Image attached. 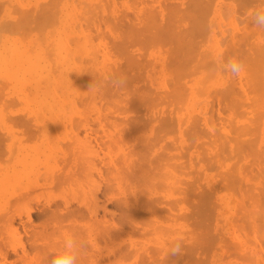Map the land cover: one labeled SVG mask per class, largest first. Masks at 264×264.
Returning <instances> with one entry per match:
<instances>
[{
    "label": "rangeland",
    "instance_id": "1",
    "mask_svg": "<svg viewBox=\"0 0 264 264\" xmlns=\"http://www.w3.org/2000/svg\"><path fill=\"white\" fill-rule=\"evenodd\" d=\"M137 1L139 0H0V135L2 134L0 138H6V135L8 138L5 141L0 139V214L3 213L5 218L8 217V212L12 213L14 210L18 212L38 204L42 208L48 207L50 201L53 204L63 202L62 205L70 202L71 206H80L79 209L82 207L81 210L86 208L87 211V208H92L97 196L98 204H105L109 210L107 219L111 216L108 220L111 221L108 234L101 228L103 225L99 228L100 223H103L101 208L98 209V216L102 218L98 217L101 220L99 222H96L97 218L92 216L89 210L87 214L84 209L81 216L78 214L75 216L81 218L79 221L77 217L76 222H73L74 220L70 222L77 225L75 230L86 228L83 231L87 235L90 234L89 236L83 235V231L79 233L80 230L73 229V232L71 227L67 228L71 225L68 224L69 221L68 223L64 221L66 225L68 224L67 230L74 235L78 233L79 237H76L87 241L86 245L88 241L90 244V239L91 242L95 240V244L91 243V245L93 244L92 248H97V252L94 249L95 252L91 253L98 258L95 260L93 254L88 253L90 246H87L86 248L89 249L87 251L85 249L86 253L80 255L78 261L80 258L82 261L77 264H89L91 260H94L93 263L96 261L94 264H102L100 260L105 257L112 261L108 264H264V29L257 27L252 19L253 12L259 5H264V0L261 2L260 0L244 2L213 0V3L212 0H209L210 2L204 0L203 2L209 5L212 3L211 7L209 6L210 12L206 10L203 12L208 13L205 15L207 18L197 11L196 0H188L190 3L185 0H162V6L159 2L161 0H144L145 2L140 0V3ZM240 1L244 4L239 3ZM185 2L193 3L191 5H195L196 9L189 5L188 7H191L189 12ZM146 3L151 5L153 3L152 7L147 4L153 10ZM143 5L147 6L148 10L147 8L145 10ZM171 6L173 9L175 6L179 7L174 9L179 13H176ZM60 8L61 10H58ZM20 9H26L25 11L30 12L26 13L27 16L31 14L30 17H33L32 20L27 17L31 21L27 23L28 25H26L28 21L24 23L25 19L18 18V14H21ZM169 10L170 15L177 16L180 24L174 22L175 17L169 16ZM149 11L150 13L154 11L155 17L152 18L153 14L149 15ZM182 11L183 13L186 11L183 17L180 15L183 14ZM121 12H125L126 15L122 16ZM118 13L121 14L118 15L119 17ZM25 15L21 17L26 18ZM16 17L19 19L17 22H20L18 29L15 28L18 31L9 32L14 28L8 30L4 24L11 27L10 24L13 20H17ZM38 18L41 19L36 22L35 19ZM150 18L158 19L159 24L156 21L155 24L164 26V29L176 24L173 27L175 32L171 30L172 28L167 29L172 33L154 32L156 25L154 27V21L151 20L153 23L149 21ZM8 19L12 21L9 22ZM131 20L134 21L132 23H135V28L142 25L143 32L140 35L144 41L142 39V42L136 44L134 41H129L130 38L132 40L134 38H128L127 35L132 33L130 30L135 29H131L133 27ZM149 22L154 28L148 26ZM21 23L24 24L23 31ZM177 24L180 25L178 28H181V32L178 30L176 32ZM192 26H199L198 28L203 32L196 27L194 28L197 32L194 31ZM149 27L152 29L150 30ZM183 30L186 31L182 32ZM191 30L193 32H190ZM168 33L170 37L171 35L175 37L170 38ZM125 36L129 42L126 41ZM152 37L158 39L153 40ZM189 52H193L194 56ZM234 55L246 68L238 78L224 71L221 66L222 61L226 62ZM172 59L174 62L171 61ZM113 67L123 71L118 72ZM133 73L136 74L135 79L131 76ZM123 74H126V78L132 77V82L127 79V86L123 89L112 87L109 83L110 77ZM105 79H108L107 83ZM92 84L97 86L96 90L89 89ZM105 84H108V88ZM171 84H174V88ZM136 87L137 89L134 90ZM201 87L204 88L202 92ZM172 88L178 89L176 90L178 92L176 93ZM176 94L184 97L176 98ZM117 107L125 110L118 111ZM27 116L29 120H24ZM123 132L125 133L122 134ZM149 138L152 140H148ZM136 140L141 141L137 143ZM81 141L83 143L86 141L85 146ZM91 145L93 146L90 147ZM127 150L129 152H126ZM133 150L140 152L138 154ZM77 151L82 158L85 155L84 158H89L85 161L84 158L83 160L81 157L78 158ZM91 155L95 158L90 157ZM161 155L162 159H160ZM98 161H103L102 165ZM125 161L131 162L129 163L131 167ZM79 162L81 164L83 162L84 165H80ZM109 164L111 168L107 167ZM143 164L150 169L154 165L152 172L148 167H145L146 171H142ZM157 164L158 167L159 164L161 165L160 170ZM86 165L90 169L88 173L90 175H87ZM82 166L85 167L82 169ZM94 166L97 168L93 169ZM134 167L135 169H132ZM138 167L142 168V173L150 172V176L145 174L142 179L144 175L142 173L141 177L138 175L137 171L141 172ZM104 169L109 173L105 171L106 176L103 174ZM118 169L121 172L116 171ZM132 170H136L137 174ZM155 170L163 172L159 173L160 179L152 175L155 172L157 174ZM66 174H69L73 180ZM153 176H156L154 180L151 179ZM52 178L55 186H52ZM94 182L97 187L94 186ZM148 182L149 185L154 184L149 187ZM90 187L93 189H89ZM103 187L107 190H104L105 193ZM141 196L143 198H137ZM13 197H17L15 201L11 199ZM88 198L91 200L88 201ZM137 201H140V205ZM145 201L150 204L148 205L147 202V205L144 204ZM89 203L90 205L87 206L86 204ZM132 212L135 214L133 215ZM86 214L87 217L83 220L82 217ZM89 215L96 221L92 219L93 221L88 222ZM132 215L138 218L135 217L134 221ZM37 217L38 211L34 209L32 220H38ZM4 218L2 217V221L5 225L7 221L5 222ZM22 218L16 217L13 225L18 229L15 232L13 229H7L8 224L4 228L0 223L3 225L0 226L3 227L0 231V246L9 254L14 250L21 252L27 244L26 241L30 239V234L25 235L23 232L24 227L21 222L26 219ZM33 221H30L31 225L28 223V226L35 227L37 224ZM62 223L61 226L65 228V224ZM79 225L81 226L78 227ZM61 226L58 229L59 236L55 234L49 237L50 233H47L48 243L43 237L37 238V242L40 245L42 243L50 245V240L55 236V238L60 237L56 239L61 244L69 234L66 228L62 230ZM88 227L89 229L92 227L91 230ZM61 230L64 234H61L63 233ZM54 232L56 233V230ZM95 232L99 233L100 237H96ZM53 233L51 231V234ZM177 234L183 236V255L169 256L168 242ZM27 245L26 249L29 247ZM99 254L103 257L100 258ZM83 260L84 263H81Z\"/></svg>",
    "mask_w": 264,
    "mask_h": 264
},
{
    "label": "bare ground",
    "instance_id": "2",
    "mask_svg": "<svg viewBox=\"0 0 264 264\" xmlns=\"http://www.w3.org/2000/svg\"><path fill=\"white\" fill-rule=\"evenodd\" d=\"M139 1H140V0H139ZM139 1H137V2H139ZM142 1H144V0H142ZM151 1H152V0H151ZM185 1H188V0H185ZM189 1H190V0H189ZM189 1H188V3H190ZM191 1H192V0H191ZM203 1H204V0H202L201 2H200L199 0H196V2H195V5L198 6V7H196V8H197V11H198L199 13H201V15L204 14L203 12H204L205 10L209 13L210 10H211V8H210V7H211V4L213 3V0H212V3H211L210 5L207 4V2L205 3V2H203ZM208 1H209V0H208ZM233 1H234V0H233ZM242 1L244 2L245 0H242ZM246 1H247V0H246ZM249 1H252V0H249ZM249 1H248V3H250ZM140 2H141V1H140ZM140 2H139V3H140ZM144 2H145V1H144ZM159 2H160V4H161L162 0L159 1ZM176 2H177V1H176ZM193 2H194V1H193ZM209 2H210V1H209ZM236 2H237V1H236ZM243 2L240 1L239 3H243ZM260 2H261V0H260ZM56 3H57V2H56ZM142 3H143V2H142ZM188 3L185 2V4H187V7H188L189 5H191V4H193V3H191V4H188ZM262 3H263V2H262ZM147 4H150V3H146V5H147ZM158 4H159V3H158ZM162 4H163V2H162ZM162 4H161V6H162ZM206 4H207V5H206ZM237 4H238V3H237ZM243 4H244V3H243ZM246 4H247V3H246ZM255 4H257V3H255ZM259 4H261V3H259ZM16 5H17V4H16ZM134 5H135V4H134ZM137 5H138V7H139V4H137ZM150 5H151V4H150ZM150 5H147V6L150 7ZM152 5H153V3H152ZM152 5H151V7H152ZM164 5H165V4H164ZM176 5H177V4H176ZM178 5H179V4H178ZM195 5H191V6H194V8H195ZM238 5H239V4H238ZM248 5H249V4H248ZM0 6H1V5H0ZM44 6H45V5H44ZM143 6H144V8H145V10H146L147 6H146V7H145V5H143ZM153 6H154V5H153ZM209 6H210V7H209ZM259 6H260V5H259ZM151 7H150V9L153 10ZM168 7H169V6H168ZM171 7H172V6H171ZM184 7H185V6H184ZM184 7H182V8H184ZM187 7H186V8H187ZM205 7H206V9H205ZM208 7H209V9H207ZM57 8H58V7H57ZM165 8H166V7H165ZM169 8H170V7H169ZM169 8H166V9H169ZM176 8L179 9V7H176V6H175L174 9H176ZM180 8H181V7H180ZM194 8H193V9H194ZM196 8H195V9H196ZM10 9H11V8H10ZM150 9H149V10H150ZM162 9H163V8H162ZM172 9H173V7H172ZM172 9H171V10H172ZM174 9H173V10H174ZM184 9H185V8H184ZM187 9L189 10V9H191V7H190V8L188 7ZM187 9H186V10H187ZM25 10H26V9H24V10L20 9L21 14H20L19 12H17V13H19V14H18V18H19V19H20V18L25 19L24 23H25L26 21H28V22H26V25H28L29 23H31L30 20H32L33 17H32V18L30 17L31 14L27 16V14H29L30 12L28 13V12L25 11ZM55 10H56V9H55ZM58 10H61V8L58 9ZM91 10H92V9H91ZM120 10H121V8H120ZM143 10H144V9H143ZM145 10H144V11H145ZM147 10H148V8H147ZM216 10H217V9H216ZM18 11H19V10H18ZM23 11H24V13H23ZM121 11H123V10H121ZM156 11H157V10H156ZM166 11H167V10H166ZM169 11H170V10H169ZM174 11H175V10H174ZM193 11H195V10H193ZM253 11H254V10H253ZM84 12H85V11H84ZM175 12H176V13H179V11L177 12V10H176ZM185 12H186V11H185ZM185 12H184V13H185ZM189 12H190V10H189ZM207 12H205V14L203 15L204 17H206L205 15H208ZM241 12H242V11H241ZM26 13H27V14H26ZM35 13H36V12H35ZM47 13H49V11H48ZM121 13H122V12H121ZM142 13H143V12H142ZM156 13H157V12H156ZM166 13H167V12H166ZM170 13H171V11L168 13L169 16L172 15V14L170 15ZM172 13H173V12H172ZM182 13H183V11H182ZM184 13H183V14H180V15L183 17ZM191 13H193V12H191ZM202 13H203V14H202ZM206 13H207V14H206ZM23 14H24V15L26 14V15H25L26 18H24V16L21 17ZM113 14H115V12H114ZM124 14L126 15V13L124 12V13H122V16H125ZM136 14H137V13H136ZM143 14L145 15V13H143ZM148 14H149V15H152V14H153V16H151L152 18L155 17V15H154L155 12H154V11H151V13H150V11H149ZM148 14L146 13L147 16H148ZM193 14H194V13H193ZM241 14H242V13H241ZM19 15H20V16H19ZM35 15H36V14H35ZM42 15H43V14H42ZM48 15H49V14H48ZM118 15H119V13L117 14V16H118ZM120 15H121V14H120ZM120 15H119V16H120ZM139 15H140V14H139ZM139 15H138V16H139ZM157 15H158V13H157ZM164 15H165V14H164ZM176 15H177V14H176ZM196 15H198L197 12H196ZM199 15H200V14H199ZM252 15H253V14H252ZM119 16H118V17H119ZM122 16H121V17H122ZM133 16H134V15H133ZM169 16H168V17H169ZM172 16H173V15H172ZM181 16L179 17V19L181 18ZM193 16H194V15H193ZM27 17H28L29 19H30V18H31V19L28 20ZM36 17H37V16H35V18H36ZM79 17H80V16H79ZM90 17H91V15H90ZM144 17H145V16H144ZM173 17H175V19H176V20H174V22L177 21V18H176L177 16H175V14H174ZM189 17H190V16H189ZM199 17H200V16H199ZM199 17H198V19H199ZM18 18L16 17L15 19H17V20H13V23L11 22L12 20L8 19L9 22H11V24H10L11 27L7 26V24H4V26L6 25L5 27H8V30H10V28H11V29L14 28V30H11V31H9V32H12V31L14 32V31H16V30L18 29V23L20 24V22H17V21L19 20ZM44 18H45V17H44ZM87 18H88V17H87ZM134 18H135V17H134ZM137 18H138V17H137ZM148 18H149V17H148ZM148 18H147V20H148ZM170 18H171V17H170ZM202 18H203V17H201V19H202ZM206 18H207V17H206ZM23 19H21V20H23ZM40 19H41V18L35 19V21H36V20H39V21H40ZM121 19H123V18H121ZM135 19H136V18H135ZM171 19H172V18H171ZM171 19H169V21H171ZM182 19H183V18H182ZM186 19H187V18H186ZM191 19H192V17H191ZM46 20H47V19H46ZM55 20H56V19H55ZM145 20H146V19H145ZM151 20H153V19L150 18L149 21H151ZM157 20H158V19L155 20V18H154V20H153L154 23H153V21H151V22L154 24V27H155V25H156V28L152 27V26H153L152 23L149 22L150 25H149V23H148V26H151L152 28L155 29V31L153 30L154 32H157V33H158V32H159V33H160V32H169V33H172V31L175 32V30H174L173 27H174L176 24L173 25V24L171 23V25H173L172 27L170 26L169 28H165V29H164V26L160 27L161 25H158L159 23L157 22ZM166 20H168V18H166ZM194 20H195V19H194ZM202 20H204V18H203ZM42 21H43V18H42ZM94 21H95V20H94ZM132 21H133V20H131V23H132ZM142 21H143V20H142ZM155 21H156V23H158V24H155ZM169 21H168V26H169V24H170ZM9 22L6 21V23H8V24H9ZM36 22H38V21H36ZM36 22H35V23H36ZM129 22H130V21H129ZM133 22H134V21H133ZM135 22L137 23V21H135ZM177 22H179V21H177ZM203 22H204V21H203ZM249 22H250V21H249ZM22 23H23V21H22ZM22 23H21V25H22ZM27 23H28V24H27ZM138 23H139V22H138ZM165 23H166V22H165ZM196 23H198V22H196ZM234 23H235V22H233V24H234ZM13 24H15V25H13ZM16 24H17V26H16ZM126 24H127V23H126ZM134 24H135V23H134ZM134 24L132 23V25H131V26H133V27H131L130 24H129V26L131 27V29H132V28H135ZM166 24H167V23H166ZM179 24H180V22H179ZM247 24H248V23H247ZM12 25H13V26H12ZM23 25H24V24H23ZM23 25H22V31H23V28H24ZM145 25H147V24H145ZM177 25H178V24H177ZM91 26H92V25H91ZM157 26L160 27V28H159L160 30L158 29ZM168 26H167V27H168ZM179 26H180V25H178L177 27H175V28H177V29H176V32H177V30H178V32H181V31H180L181 28H180V29L178 28ZM202 26H203V25H201V28H202ZM250 26H251V25H250ZM1 27H3V24H2ZM30 27H31V26H30ZM136 27H138V26H136ZM139 27H140V28H139ZM139 27L133 29L134 31H133V30H130V32L132 31V33L129 32L130 35H129V34L127 35L128 38H129V37H132V38H134V39H136V40H137V39H139V40L136 41V40H134V39L132 40V39L130 38V40H129L130 42L134 41L135 44H136V42L139 43V41L142 42L141 40L143 39V37H142L140 34H142V32H143V31H142L143 28H142V25L139 26ZM151 27H149V29H150ZM165 27H166V26H165ZM192 27H193V26H192ZM194 27H196V26H194ZM194 27H193V29H195ZM198 27H199V26H198ZM198 27H196V28H198ZM248 27H249V26H248ZM15 28H17V29L15 30ZM26 28H27V27H26ZM125 28H126V27H125ZM127 28L130 29L128 26H127ZM127 28H126V29H127ZM145 28H146V26H145ZM152 28H151V29H152ZM171 28H172V29H171ZM185 28H186V27H185ZM0 29H1V28H0ZM2 29H3V28H2ZM59 29H60V28H59ZM63 29H64V28H63ZM151 29H150V30H151ZM167 29H171L172 31H171V30H170V31H169V30L167 31ZM187 29H188V28H187ZM193 29H192V30H193ZM251 29H252V28H251ZM6 30H7V29H5V31H6ZM165 30H166V31H165ZM192 30H191L190 32H193ZM198 30L200 31L199 28H198ZM257 30H259V28H258ZM260 30H261V29H260ZM2 31H3V30H2ZM17 31H18V30H17ZM124 31H125V30H124ZM128 31H129V30H128ZM185 31H186V30H185ZM185 31L183 30L182 32H185ZM194 31L197 32V29H195ZM251 31H252V30H251ZM122 32H123V30H122ZM134 32H135V33H134ZM147 32H149V31H147ZM200 32H203V31H200ZM50 33H51V32H50ZM126 33H127V32H126ZM138 33H139V34H138ZM144 33H145V32H144ZM169 33H168V35H169V37H170V34H169ZM86 34H87V33H86ZM111 34H112V33H111ZM155 34H156V33H155ZM133 35H134V36H133ZM143 35H144V34H143ZM60 36H61V35H60ZM87 36H88V35H87ZM138 36H139V37H138ZM149 36H150V35H149ZM152 36H154L153 33H152ZM155 36H158V35H155ZM172 36H173V35H171L170 38H172ZM63 37H64V36H63ZM125 37H126V36H125ZM127 37H126V41L129 42V41L127 40ZM135 37H136V38H135ZM141 37H142V38H141ZM144 37H145V36H144ZM160 37H161V36H160ZM162 37H163V36H162ZM173 37H175V36H173ZM156 38H157V37H155V38L152 37L153 40L156 39ZM165 38H166V40L168 39L166 36H165ZM157 39H158V38H157ZM161 39H164V38H161ZM172 39H173V38H172ZM65 40H66V39H65ZM166 40L164 39V41H166ZM89 41H90V40H89ZM143 41H144V39H143ZM160 41H161V40H160ZM164 41H163V42H164ZM154 42H156V41H154ZM185 42H186V41H185ZM228 42H229V41H228ZM160 43H162V42H160ZM160 43H159V44H160ZM182 43H184V41H183ZM251 43H252V42H251ZM95 44H96V43H95ZM128 44H129V43H128ZM128 44H127V45L125 44V45L128 46ZM135 44H134V45H135ZM143 44H144V43H143ZM156 44H157V43H156ZM249 44H250V43H249ZM99 45H100V44H99ZM138 45H140V44H138ZM141 45H142V44H141ZM239 45H240V44H239ZM94 46H95V45H94ZM131 46H132V45H131ZM241 46H242V45H241ZM241 46H239V47L241 48ZM84 47H85V46H84ZM121 47H122V46H121ZM173 48H174V47H173ZM173 48H172V49H173ZM254 48H255V47H254ZM96 49H97V48H96ZM124 49H126V48H124ZM141 49H142V47H141ZM172 49H171V50H172ZM127 50H128V49H127ZM132 50H135V49H132ZM191 50H192V49H191ZM238 50H239V49H238ZM258 50H259V49H258ZM98 51H99V50H98ZM192 51H193V50H192ZM233 52H234V51H233ZM240 52H241V51H240ZM248 52H249V51H248ZM251 52H252V51H251ZM253 52H254V51H253ZM255 52H256V51H255ZM257 52H258V51H257ZM126 53H127V52H126ZM128 53H129V52H128ZM135 53H136V52H135ZM138 53H139V52H138ZM189 53H191V52H189ZM246 53H247V52H246ZM262 53H263V52H262ZM100 54H101V53H100ZM132 54H133V53H132ZM132 54H131V55H132ZM139 54H140V53H139ZM170 54H171V53H170ZM191 54L193 55L194 53L192 52ZM238 55H239V54H238ZM258 55H259V54H258ZM114 56H115V55H114ZM126 56H127V55H126ZM134 56H135V55H134ZM140 56H142V54H141ZM193 56H194V55H193ZM234 56H235V55H234ZM101 57H102V56H101ZM129 57H130V56H129ZM131 57H133V56H131ZM131 57H130V58H131ZM170 57H171V56H170ZM183 57H184V56H183ZM191 57H192V56H191ZM246 57H247V56H246ZM95 58H96V57H95ZM171 58H173V57H171ZM171 58H170V59H171ZM181 58H182V57H181ZM185 58H186V57H185ZM185 58H184V59H185ZM30 59H31V58H30ZM125 59H126V58H125ZM135 59H136V58H135ZM140 59H141V58H140ZM187 59H188V58H187ZM190 59H191V58H190ZM194 59H195V58H194ZM126 60H127V59H126ZM126 60H125V61H126ZM132 60H133V59H132ZM173 60H174V59H172L171 61H173ZM191 60H192V59H191ZM250 60H251V59H250ZM129 61H130V60H129ZM169 61H170V60H169ZM187 61H188V60H187ZM187 61H186V62H187ZM95 62H96V61H95ZM135 62H136V61H135ZM173 62H174V61H173ZM173 62H172V63H173ZM178 62H179V60H178ZM40 63H41V62H40ZM54 63H55V62H54ZM133 63H134V62H133ZM140 63H141V62H140ZM252 63H253V61H252ZM127 64H128V61H127ZM130 64H131V63H130ZM137 64H138V62H137ZM165 64H168V63H165ZM177 64H178V63H177ZM186 64H187V63H186ZM254 64H255V63H254ZM254 64H253V65H254ZM139 65H140V64H139ZM178 65H179V64H178ZM192 65H194V64L192 63ZM112 66H113V65H112ZM136 66H137V65H136ZM171 66H172V65H171ZM171 66H170V67H171ZM195 66H196V64H195ZM254 66H255V65H254ZM126 67H127V65H126ZM134 67H135V65H134ZM158 67H159V66H158ZM166 67H167V65H166ZM168 67H169V66H168ZM117 68H118V66H117ZM172 68H173V67H171V69H172ZM178 68H179V67H178ZM51 69H52V68H51ZM113 69H115V68L113 67ZM132 69H133V68H132ZM173 69H174V68H173ZM179 69H182V68L180 67ZM179 69H178V70H179ZM257 69L259 70V68H257ZM115 70H117V69H115ZM120 70H121V69L119 68V70H117V71L119 72ZM128 70H129V69H128ZM169 70H170V69H169ZM59 71H60V70H59ZM121 71H123V70H121ZM157 71H158V70H157ZM172 71H173V70H172ZM172 71H171V72H172ZM188 71H189V70H188ZM254 71H255V70H254ZM256 71H257V70H256ZM98 72H99V71H98ZM186 72H187V71H186ZM189 72L191 73V71H189ZM114 73H115V71H114ZM125 73H126V72H125ZM173 73H174V72H173ZM254 73H255V72H254ZM107 74H108V73H107ZM119 74H120V73H119ZM179 74H180V73H179ZM188 74H189V73H188ZM35 75H36V74H35ZM123 75H124V74H123ZM133 75H134V73H133L131 76L133 77V79H135V75H136V74H135L134 76H133ZM182 75H183V74H182ZM124 76L126 77V74H125ZM128 76H129V75H128ZM98 77H99V76H98ZM102 77H103V75H102ZM108 77H109V76H108ZM132 77H130L131 79L127 77L128 81L130 80V82H132V80H133ZM180 77H181V76H180ZM173 78H174V77H173ZM108 79H109V78H108ZM108 79H105V82H106V83H107L106 80H108ZM260 79H261V78H260ZM136 80H137V79H136ZM165 80H166V79H165ZM5 81H6V80H5ZM201 81H202V80H201ZM204 81H205V80H204ZM253 81H254V80H253ZM105 82H102V84L105 83ZM165 82H166V81H165ZM258 82H259V81H258ZM173 83H174V82H173ZM180 83L183 84V82H180ZM1 84H2V83H1ZM31 84H32V83H31ZM105 85H106V84H105ZM107 85H108V84H107ZM107 85H106V87L108 88ZM131 85H132V84H131ZM171 85H172V84H171ZM177 85H179V83H177ZM183 85H184V84H183ZM102 86H104V85H101V87H102ZM173 86H174V84L172 85V87H173ZM184 86H185V85H184ZM259 86H260V85H259ZM48 87H49V86H48ZM106 87H105V88H106ZM182 87H183V86H182ZM27 88H28V87H27ZM173 88H174V87H173ZM173 88H172V90H174ZM184 88H185V87H184ZM215 88H216V87H215ZM259 88H260V87H259ZM136 89H137V87H136L134 90H136ZM178 89H179V87H178ZM178 89L175 88L174 91L176 92V90H178ZM185 89H186V88H185ZM203 89H204V88L201 87L200 91L202 92ZM224 89H225V88H224ZM224 89L222 90V92L224 91ZM245 89H246V88H245ZM53 90H54V89H53ZM138 90H139V88H138ZM168 90H169V89H168ZM172 90H170V93L173 94ZM179 90H180V89H179ZM183 90H184V89L182 88V91H183ZM198 90H199V89H198ZM100 91H101V90H100ZM182 91H181V93H182ZM200 91H199V92H200ZM175 92H174V93H175ZM177 92H178V91H177ZM177 92H176V93H177ZM214 92H215V90H214ZM216 92H217V91H216ZM225 92H226V91H225ZM0 93H1V92H0ZM5 93H6V92H5ZM99 93H100V92H99ZM101 93H102V92H101ZM167 93H168V92H167ZM179 93H180V92H179ZM223 93H224V92H223ZM172 94H171L170 96H172ZM183 94H184V93H183ZM201 94H202V93H201ZM100 95H101V94H100ZM156 95L159 96V94H156ZM173 95H174V94H173ZM176 95H177V94H176ZM176 95H175L174 97H176ZM178 95H179V94H178ZM178 95H177L176 98L184 97V96H182V95H180V96H178ZM215 95H216V94H215ZM40 96H41V95H40ZM102 96H103V95H102ZM216 96H217V95H216ZM219 96H221V95H219ZM222 96H223V95H222ZM222 96H221V97H222ZM48 97H49V96H48ZM176 98H174V99H176ZM24 99H25V97H24ZM157 99H158V98H157ZM159 99H162V98H159ZM183 99H184V98H183ZM171 100H172V99H171ZM216 100H217V99H216ZM46 101H47V100H46ZM219 101H220L221 104H222V101H221V100H219ZM178 102H179V101H178ZM178 102H177V103H178ZM177 103H176V104H177ZM234 103H235V102H234ZM15 104H16V103H15ZM103 104H104V103H103ZM212 104H213V103H212ZM236 104H237V103H236ZM181 105H182V103H181ZM229 105H230V104H229ZM259 105H260V104H259ZM31 106H32V105H31ZM102 106H103V105H102ZM211 106H212V105H211ZM35 107H36V106H35ZM35 107H34V108H35ZM220 107H221V105H220ZM117 108H118V107H117ZM119 108H120V107H119ZM119 108H118V111L120 110ZM210 108H211V107H210ZM210 108H209V109H210ZM39 109H40V108H39ZM78 109H79V108H78ZM100 109H101V108H100ZM106 109H107V108H106ZM182 109H183V108H182ZM211 109H212V108H211ZM211 109H210V110H211ZM94 110H95V109H94ZM113 110H114V109H113ZM122 110H125V109H122ZM122 110H120V111H122ZM229 110H230V109H229ZM72 111H73V110H72ZM99 112H100V111H99ZM83 113H84V112H83ZM95 113H96V112H95ZM103 113H104V112H103ZM118 113H119V112H118ZM210 113L212 114V112H210ZM219 113H220V112H219ZM211 114H210V115H211ZM53 115H55V114H53ZM220 115H221V114H220ZM6 116H7V115H6ZM115 116H116V115H115ZM251 116H252V115H251ZM28 117H29V116H27V119H26L25 117H23V119L25 118L24 120H29ZM30 117H31V116H30ZM35 118H36V117H35ZM202 118H203V117H202ZM219 118H220V117H219ZM250 118H251V117H250ZM14 119H16V118H14ZM23 119H22V120H23ZM199 119H200V118H199ZM212 119H213V118H212ZM257 119H259V118H257ZM24 120H23V121H24ZM195 120H196V119H195ZM204 120H205V119H204ZM19 121H21V120H19ZM197 121H198V120H197ZM219 121H220V120H219ZM149 122H150V120H149ZM190 122H192V121H190ZM190 122H189V123H190ZM257 122H258V121H257ZM197 123H198V122H197ZM205 123H206V122H205ZM136 125H138V124H136ZM154 125H155V124H154ZM140 126H141V125H140ZM192 126H193V125H192ZM141 127H142V126H141ZM211 127H212V126H211ZM142 128H143V127H142ZM242 128H243V127H242ZM154 129H155V127H154ZM165 129H167V128H165ZM186 129H188V128H186ZM212 129H213V128H212ZM249 129H250V128H249ZM253 129H254V128H253ZM124 130H126V129H124ZM145 130H146V129H145ZM191 130H192V129H191ZM216 130H217V129H216ZM239 130H240V129H239ZM128 131H129V130H128ZM142 131H143V130H142ZM195 131H196V130H195ZM213 131H214V130H213ZM125 132H126V131H125ZM125 132H123L122 134H124ZM129 132H130V131H129ZM129 132H127V133H129ZM153 132H154V130H153ZM157 132H158V131H157ZM157 132H156V133H157ZM162 132H163V131H162ZM196 132H198V131H196ZM241 132H242V131H241ZM88 133H89V132H88ZM127 133H126V134H127ZM130 133H131V132H130ZM130 133H129L128 135H130ZM132 133H133V132H132ZM159 133H160V132H159ZM165 133H166V132H165ZM194 133H195V132H194ZM240 134H241V133H240ZM1 135H2V134H1ZM1 135H0V136H1ZM3 135H5V134H3ZM138 136H139V135H138ZM159 136H160V135H159ZM141 137H142V136H141ZM149 137H150V136H149ZM157 137H158V136H157ZM125 138H126V137H125ZM130 138H131V137H130ZM153 138H154V137H153ZM160 138H161V136H160ZM212 138H213V137H212ZM0 139H2V138H0ZM3 139H4V140H3ZM3 139H2V141H5V139L7 140V139H8V138H7V135H6V138H3ZM74 139H75V138H74ZM80 139L82 140V138H80ZM85 139H86V137H85ZM85 139H84V140H85ZM123 139H124V138H123ZM132 139H133V138H132ZM136 139H137V138H136ZM139 139H140V137H139ZM90 140H91V138H90ZM124 140H125V139H124ZM126 140H127V139H126ZM145 140H146V139H145ZM148 140H152V139L149 138ZM155 140H156V138H155ZM240 140H241V139H240ZM247 140H248V139H247ZM73 141H74V140H73ZM118 141H119V140H118ZM121 141H122V140H121ZM139 141H141V140H138V142H139ZM153 141H154V140H153ZM158 141H159V140H158ZM227 141H228V140H227ZM0 142H1V141H0ZM81 142H82V141H81ZM85 142H86V141H85ZM85 142H84V143L82 142L84 146H85ZM90 142H91V141H90ZM136 142H137V140H136ZM138 142H137V143H138ZM144 142H145V141H144ZM243 142H244V139H243ZM82 143H81V145H82ZM87 143H89V141H88ZM140 143H141V142H140ZM150 143H151V142H150ZM206 143H207V142H206ZM210 143H211V142H210ZM135 144H136V143H135ZM240 144H241V143H240ZM248 144H249V142H248ZM81 145H80V146H81ZM121 145H122V144H121ZM121 145H120V146H121ZM144 145H146V142H145ZM144 145H143V146H144ZM147 145H149V144H147ZM172 145H173V144H172ZM222 145H223V144H222ZM226 145H227V144H226ZM245 145H246V144H245ZM84 146H83V147H84ZM86 146H88V145L86 144ZM92 146H93V145H91L90 147H92ZM218 146H219V145H218ZM236 146H237V145H236ZM248 146H249V145H248ZM134 147L136 148V146H134ZM213 147H214V146H213ZM219 147H220V146H219ZM223 147H224V146H223ZM227 147H228V146H227ZM233 147H234V146H233ZM243 147H244V146H242V148H243ZM84 148H85V147H84ZM84 148H82V149H84ZM99 148H100V146H99ZM132 148H133V147H132ZM140 148H141V147H140ZM225 148H226V147H225ZM74 149H75V148H74ZM92 149H93V148H92ZM152 149H153V148H152ZM236 149H237V148H236ZM245 149H246V148H245ZM88 150H90V149H88ZM138 150H139V149H138ZM140 150H141V149H140ZM150 150H151V149H150ZM218 150H219V149H218ZM220 150H221V149H220ZM226 150H227V149H226ZM75 151H76V150H75ZM83 151H84V150H83ZM94 151H95V150H94ZM130 151H132V150L130 149ZM133 151H135V150H133ZM145 151H147V150H145ZM222 151H223V149H222ZM77 152L79 153V151H77ZM98 152H99V151H98ZM105 152H106V151L104 150V153H105ZM123 152H124V151H123ZM126 152H129V151L127 150ZM135 152H136V151H135ZM139 152H140V151H139ZM139 152H136V153L139 154ZM165 152H166V150H165ZM165 152H163V153H165ZM239 152H240V151H239ZM73 153H75V152H73ZM78 153H77V154H78ZM81 153H83V152H81ZM145 153H146V152H145ZM158 153H159V152H158ZM122 154H123V153H122ZM138 154H137V155H138ZM142 154H143V153H142ZM142 154H141V157H142ZM147 154H148V153H147ZM219 154H220V153H219ZM32 155H33V154H32ZM72 155H73V154H72ZM118 155H119V154H118ZM135 155H136V154H135ZM144 155H145V154H144ZM148 155H149V154H148ZM159 155H160V153H159ZM173 155H174V154H173ZM210 155H211V154H210ZM213 155H214V154H213ZM29 156H30V155H29ZM81 156H82V155H80V153H79V157H78V158H80ZM85 156H86V155H85ZM85 156H84V157H85ZM87 156H88V155H87ZM94 156H95V155H94ZM97 156H98V155H97ZM103 156H104V155H103ZM120 156H121V155H120ZM139 156H140V155H139ZM146 156H147V155H145V157H146ZM151 156H152V155H151ZM156 156H157V154H156ZM205 156H206V155H205ZM84 157H83V158H84ZM90 157H93V155H91ZM133 157H134V156H133ZM147 157H148V156H147ZM152 157H153V156H152ZM152 157H149V158L151 159ZM158 157H159V156H158ZM162 157H163V156L161 155V158H160V159H162ZM27 158H28V157H27ZM68 158H69V156H68ZM81 158H82V157H81ZM83 158H82V160H83ZM88 158H89V157H88ZM88 158H84V161H85V159H88ZM93 158H95V157H93ZM93 158H92V159H93ZM96 158H98V157H96ZM106 158H108L107 155H106ZM138 158H140V157H138ZM154 158H155V157H154ZM156 158H157V157H156ZM165 158H166V157H165ZM208 158H209V156H208ZM208 158L206 157V159H208ZM224 158H225V157H224ZM28 159H29V158H28ZM69 159H70V158H69ZM98 159H99V158H98ZM102 159H103V158H102ZM132 159H133V158H131V160H132ZM150 159H149V161H151L153 158H152L151 160H150ZM169 159H170V158H169ZM169 159H168V160H169ZM219 159H221V157H220ZM222 159H223V158H222ZM65 160H68V159H65ZM75 160H76V159H75ZM96 160H97V159H96ZM96 160H95V161H96ZM122 160H123V159H122ZM122 160H121V161H122ZM125 160H126V159H125ZM131 160H130V161H131ZM133 160H135V159H133ZM142 160H143V159H142ZM208 160H209V159H208ZM223 160H224V159H223ZM69 161H70V160H69ZM77 161H78V160H77ZM77 161H76V162H77ZM89 161H90V160H89ZM92 161H93V160H92ZM92 161H91V162H92ZM100 161H101V160H100ZM135 161H136V160H135ZM144 161H145V158H144ZM144 161H142V162H144ZM219 161H220V160H219ZM58 162H59V161H58ZM66 162H68V161H66ZM87 162H88V161H87ZM98 162H99V161H98ZM102 162H103V161H102ZM102 162H99V163L101 164ZM125 162H127V161H125ZM131 162H132V161H131ZM131 162H129V163H131ZM136 162H137V161H136ZM151 162H153V161H151ZM151 162H150V163H151ZM154 162H155V161H154ZM221 162H223V161H221ZM52 163H53V162H52ZM84 163H85V162H84ZM88 163H89V162H88ZM94 163H95V162H94ZM129 163L127 162V164H129ZM133 163H134V162H133ZM133 163H132V164H133ZM144 163H145V162H144ZM155 163H156V162H155ZM171 163H172V161H171ZM171 163H170V165H172ZM213 163H215V162H213ZM257 163L260 164L261 162H257ZM66 164H67V163H66ZM76 164H78V163H76ZM79 164H80V165H84L83 162H82V164L79 162ZM103 164H104V163H103ZM110 164H111V163H110ZM110 164L107 166L108 168H109V167L111 168ZM124 164H125V163H124ZM127 164H126V165H127ZM134 164H135V163H134ZM134 164H133V165H134ZM152 164H153V163H152ZM163 164H165V163H163ZM168 164H169V163H168ZM177 164H178V163H177ZM177 164H176V165H177ZM57 165H58V164H57ZM62 165H63V164H62ZM64 165H65V164H64ZM89 165H90V164H89ZM91 165H92V164H91ZM94 165H95V164H94ZM101 165H102V164H101ZM101 165H98V166H100L99 168H102ZM71 166H72V165H71ZM103 166H104V165H103ZM127 166H128V165H127ZM129 166H130V164H129ZM129 166H128V167H129ZM160 166H161V165L159 164V167H158V164H157V167L159 168V170L161 169ZM72 167H73V166H72ZM84 167H85V166H82V169H83ZM86 167H88V166L86 165ZM91 167H92V166H91ZM116 167H118V165H117ZM121 167H123V166H121ZM128 167H127V168H128ZM130 167H131V166H130ZM142 167H143L144 169L138 167V168L140 169V171H141V169H142V171H143V170L146 171L145 167H148V166H145V167H144V164H143ZM153 167H154V165H152L151 169H152ZM175 167H176V166H175ZM175 167H173V168H175ZM177 167H178V166H177ZM177 167H176V168H177ZM96 168H97V167H96ZM96 168H95V166H94L93 169H96ZM99 168H98V169H99ZM104 168H105V167H104ZM138 168H137V170H139ZM148 168H149V167H148ZM148 168H147V170H148ZM155 168H156V166H155ZM179 168H180V167H179ZM75 169H76V167H75ZM85 169H86V168H85ZM85 169H84V170H85ZM87 169H88V170H87ZM87 169H86V170L88 171V172H87V175H90V174H88V173H89V170H90L89 167H88ZM119 169H120V168H119ZM119 169L116 170V171H118V172L120 171V172H121V170H122V173H123V175H124L125 173H124L123 170L126 169V168L124 167V169H123V168H122L121 170H119ZM132 169H135V167L132 168ZM149 169H150V168H149ZM151 169H150V171H151ZM106 170H107V169H104V173H103L105 176H106V173H105ZM127 170H128V169H127ZM127 170H126V171H127ZM152 170H153V169H152ZM159 170H158V171L155 170V171H157V174H158V175L156 174L155 171H153V172H155V174L152 173V175H156V176H158L157 178H159V175L163 173L162 171H161L162 173H160ZM167 170H168V169H167ZM69 171H70V170H69ZM102 171H103V170H102ZM102 171H101V172H102ZM132 171L135 172L136 170H132ZM142 171H141V172L137 171V173H139V174H138L139 176L141 175ZM168 171H169V170H168ZM168 171H167V172H168ZM177 171H178V170H177ZM59 172H60V171H59ZM59 172H58V174H59ZM72 172H73V171H72ZM94 172H95V171H94ZM106 172H107V171H106ZM109 172H110V171H109ZM151 172H152V171H151ZM167 172H166V173H167ZM61 173H62V172H61ZM69 173H70V172H69ZM83 173H84V172H83ZM85 173H86V172H85ZM92 173H93V172H92ZM107 173H108V172H107ZM122 173H120V174L122 175ZM135 173H136V172H135ZM137 173H136V174H137ZM159 173H160V174H159ZM164 173H165V172H164ZM168 173H169V172H168ZM168 173H167V174H168ZM182 173H183V172H182ZM227 173H228V172H227ZM227 173H226V174H227ZM261 173H262V172H261ZM261 173H259V174H261ZM108 174H109V173H108ZM117 174H119V173H117ZM145 174H146V173H144V172L142 173V175H144V176H142V179H144V177H145L146 175H149V176H150L151 173L148 172V174H146V175H145ZM242 174H244V173L242 172ZM257 174H258V173H257ZM91 175H93V174H91ZM104 175H103V176H104ZM138 175H137V176H138ZM152 175H151V176H152ZM165 175H166V174H165ZM165 175H164V176H165ZM169 175L171 176L170 173H169ZM169 175H168V176H169ZM55 176L58 177L56 174H55ZM55 176H54V178H55ZM66 176L68 177L69 174H66ZM66 176H65V177H66ZM85 176H86V175H85ZM118 176H120V175H118ZM156 176H153L151 179H153V178L156 177ZM69 177H71V176H69ZM86 177H87V176H86ZM126 177H127V176H126ZM126 177H125V178H126ZM134 177H135V176H134ZM140 177H141V176H140ZM172 177H173V176H172ZM176 177H177V176H176ZM60 178H61V177H60ZM63 178H64V177H63ZM71 178H72V177H71ZM125 178H124V179H125ZM127 178H128V177H127ZM65 179H66V178H65ZM74 179H75V178H74ZM105 179H107V177H106ZM132 179H133V177H132ZM139 179H140V178H139ZM149 179H150V178H149ZM159 179H160V178H159ZM176 179H177V178H176ZM179 179H180V177H179ZM52 180H53V178H52ZM55 180H56V178H55ZM58 180H59V178H58ZM72 180H73V178H72ZM93 180H94V179H93ZM93 180H92V181H93ZM95 180H96V179H95ZM95 180H94V181H95ZM127 180H128V179H127ZM145 180H147V179H145ZM153 180H154V179H153ZM156 180H158V179H156ZM48 181H49V180H48ZM89 181H91V180H89ZM96 181H97V180H96ZM139 181H140V180H139ZM150 181H151V180H150ZM161 181H162V180H161ZM175 181H176V180H175ZM178 181H180V180H178ZM129 182H130V181H129ZM143 182H144V181H143ZM143 182H142V183H143ZM151 182H152V181H151ZM154 182H155V181H154ZM156 182H157V181H156ZM156 182H155V183H156ZM47 183H49V182H47ZM62 183H63V181L61 182V184H62ZM88 183H89V182H88ZM159 183H160V182H159ZM173 183H174V182H173ZM179 183H180V182H179ZM58 184H59V183H58ZM89 184H91V183H89ZM106 184H107V183H106ZM106 184H105V185H106ZM122 184H123V183H122ZM135 184H136V183H135ZM145 184H146V183H145ZM145 184H142V185L145 186ZM153 184H154V183H153ZM153 184H150V185H153ZM96 185H97V184H95V182H94V186H96ZM138 185H139V184H138ZM148 185H149V182H148ZM150 185H149V187H150ZM165 185H166V183H165ZM52 186H55V185H54V180H53V182H52ZM52 186H51V187H52ZM76 186H77V185H76ZM79 186H80V185H79ZM91 186H92V184H91ZM94 186H93V188H94ZM108 186H109V185H108ZM144 186H142V187H144ZM154 186H155V185H154ZM45 187H46V186H45ZM96 187H97V186H96ZM105 187H106V186H105ZM157 187H158V186H157ZM161 187H163V186H161ZM164 187H166V186H164ZM79 188H80V187H79ZM91 188H92V187H90L89 189H91ZM93 188H92V189H93ZM152 188H153V187H152ZM152 188H151V189H152ZM167 188H168V187H167ZM178 188H179V187H178ZM250 188H251V187H250ZM94 189H95V188H94ZM102 189H103V193H105V191H107V190L104 189V187H103ZM107 189H108V188H107ZM141 189H142V188H141ZM159 189H160V188H159ZM168 189H169V188H168ZM168 189H166V190H168ZM174 189H176V188H174ZM98 190H99V189H98ZM104 190H105V191H104ZM93 191H94V190H93ZM95 191H97V190H95ZM143 191H145V190H143ZM246 191H247V190H246ZM251 191H252V189H251ZM101 192H102V191H101ZM173 192H174V191H173ZM247 192H248V191H247ZM247 192H246V193H247ZM107 193H108V192H107ZM135 193H136V192H135ZM137 193H138V192H137ZM139 193H140V192H139ZM145 193H146V192H145ZM147 193H148V192H147ZM244 193H245V192H244ZM254 193H255V192H254ZM37 194H38V193H37ZM141 194H142V193H141ZM206 194H207V193H206ZM11 195H12V194H11ZM14 195H15V194H14ZM16 195L18 196V194H16ZM102 195H103V194H102ZM138 195H140V194H138ZM30 196H32V194H31ZM143 196H144V195H143ZM160 196H161V195H160ZM33 197H34V196H33ZM33 197H31V199H32ZM42 197H43V196H42ZM88 197H89V196H88ZM153 197H154V195H153ZM16 198H17V197H16ZM16 198L13 197V198H11V199H13V201H15ZM84 198H86V197H84ZM137 198H143V197L141 196V197H137ZM158 198H159V196H158ZM27 199H28V198H27ZM29 199H30V198H29ZM31 199H30V200H31ZM79 199H80V198H79ZM147 199H148V198H147ZM154 199H155V198H154ZM162 199H163V195H162ZM169 199H170V198H169ZM32 200H33V199H32ZM34 200H35V198H34ZM51 200H52V199H51ZM87 200L89 201V200H91V198H90V199L88 198ZM138 200H139V199H138ZM150 200H151V198H150ZM11 201H12V200H11ZM13 201H12V202H13ZM53 201H54V199H53ZM78 201H79V200H78ZM85 201H86V200H85ZM141 201H142V200H141ZM148 201H149V200H148ZM148 201H145L144 204H145L146 202L148 203ZM151 201H152V200H151ZM154 201H155V200H154ZM166 201H167V200H166ZM173 201H174V200H173ZM173 201H172V202H173ZM30 202H31V201H30ZM50 202H51V201H50ZM50 202H48V203H49V205H48L49 208H48L47 206H46L47 208L44 207V206H43L44 208H42V206H40V205L38 204L37 206H35V207L31 206V207H29V209H26V210H22V211H18V212H17V211L15 212V210H14L12 213H9V212H8V217L5 216V218H4V214H3V213L0 214V215H1V221L3 220L2 217L5 219V222L7 221V223L5 224V225L8 224V226H6L7 229H8V230H12V229H13L14 232H15V230L18 229V227L16 228V226L13 225V224H14V221L16 222V217H19V218L25 217V218H22V219H26V220H24V221L21 222V225L24 227L23 232H25V235H26L27 233L30 234V239H29V241H26L27 244H28V242H29V244H28L29 247H28V249H26V248H27V247H26L27 244L24 245L25 248H23V250L21 249V250H22L21 252H20V251H16V250H14L13 253L9 254L8 251H6L4 248H2V247L0 246V258H2V259H0V263H1V264H50L51 254H52L53 250H54L56 247H58V245L60 244V241L57 240V239H59L60 237H59V238L56 237L57 239L55 238V236H53V237H54L53 239L50 238V239L53 240V241L50 240V241H51V242H50V243H51L50 245H49V244H46V245H45V244H43V243H42V245H40V244L37 242V238L39 239V238L43 237V239H46V241H47V243H48V242H49V241H48L49 239H47V238L52 237V235H55V234H56V236H57V234H58V236H59V231H58V229H59V227L61 226V223H62V222H63L62 225L65 224V223H64L65 220H66V223H68L67 221H69L68 224H71L73 220H74L73 222H76V221H75V220H76L75 218H77V217H78V218H77V221H79V218H80L79 216H81V214H82V212H83V209H84V208H83V209L81 210L82 207L79 209L80 206H78V207L73 206V205L71 206V203H70V202H66L65 205H62L63 202H62L61 204H59V203L53 204V203L51 202V203L53 204V206H51ZM64 202H65V201H64ZM137 202H138V201H137ZM139 202H140V201H139ZM139 202H138V204L140 205ZM84 203H85V202H84ZM90 203H91V202H90ZM90 203H89V204H86V205L89 206ZM141 203H143V201H142ZM147 203H146V205H147ZM153 203H154V202H153ZM153 203H152V204H153ZM159 203H160V201H159ZM164 203H165V202H164ZM101 204H102V203H101ZM138 204H137V205H138ZM149 204H150V203H148V205H149ZM157 204H158V203H157ZM157 204H156V205H157ZM13 205H15V204H13ZM16 205H18V204H16ZM61 205H62V206H61ZM76 205H77V204H76ZM82 205H83V204H82ZM92 205H93V206H91L92 208H90V207H89L90 209L87 208V211L89 210L88 212H89L92 216H95V217L97 218V221L94 220V219L92 218V216L89 215V216L91 217V219H90V217L88 216V218H87V219H88V222H89V220H92V219H93L94 221H96V222L101 221L100 219H98V217H99V216H98V214H99V213H98V209L101 208V209L103 210V214H102V215H103V217H102L103 219H102L101 217H99V218L102 219V222H103V223H100V226H99V225H98V226H99V228H100V227L103 225V227H101V228L103 229V231H104V229H105V233L107 232V234H108V233H109L108 231L110 230V228H108L109 225H110L109 222H111V221H108V220L111 219V218H110L111 216L109 217V219H107V217H108V215H109V214H108V212H109L108 208L106 207L105 204H102V205L98 204L97 196H95V200H94V202H93ZM127 205H128V204H127ZM141 205H142V204H141ZM153 205H154V204H153ZM158 205H159V204H158ZM199 205H200V204H199ZM87 206H86V207H87ZM142 206H143V205H142ZM154 206H155V205H154ZM154 206H152L153 209H154ZM83 207H84V206H83ZM144 207H145V205H144ZM45 208H46V209H45ZM34 209L38 211V217H37L38 220H37V219H34V221H33V220H32V211H33ZM85 209H86V208H85ZM85 209H84V211H85ZM132 210H133V208H132ZM197 210H198V209H197ZM87 211H85V212L87 213ZM100 211H101V210H100ZM125 211H126V210H125ZM128 211H129V210H128ZM133 211H134V210H133ZM137 211H138V209H137ZM139 211H140V210H139ZM141 211H142V210H141ZM156 211H157V210H156ZM110 212H111V211H110ZM123 212H124V211H123ZM123 212H122V213H123ZM134 212H135V211H134ZM89 213H87V214H89ZM132 213H133V212H132ZM136 213H138V212H136ZM142 213H143V212H141V214H142ZM145 213H146V212H145ZM76 214H78L79 216L75 217ZM83 214H84V213H83ZM87 214H86L85 216L83 215V217H82V219L84 218L83 220H85V217H87ZM106 214H107V216H106ZM130 214H131V213H130ZM134 214H135V213H133V215H134ZM72 215H73V216H72ZM123 215H125V213H124ZM127 215H128V214H127ZM133 215H132V216H133ZM136 215H138V214H136ZM139 215H140V214H139ZM151 215H152V214H151ZM153 215H154V214H153ZM71 216H72V217H71ZM128 216H130V215H128ZM68 217H69V218H68ZM95 217H94V218H95ZM133 217H134V219H133V218H132V219H133L134 221H135L136 218H138V216H137V217H136V216H133ZM135 217H136V218H135ZM33 218H34V217H33ZM35 218H36V217H35ZM70 218H71L72 220H71ZM73 218H74V219H73ZM80 219H81V218H80ZM87 219H86V220H87ZM36 220H37V221H36ZM93 220H92V221H93ZM125 220H129V219H125ZM142 220H143V219H142ZM150 220H151V219H150ZM1 221H0V223L3 224L4 221H2V222H1ZM30 221H33V222L36 223L37 225H35V227H34V226H33V227H32V226H28V223H29ZM130 221H131V220H130ZM130 221H129V222H130ZM148 221H149V220H148ZM33 222H32V223H33ZM70 222H71V223H70ZM83 222H84V221H83ZM86 222H87V221H85V223H86ZM88 222H87V223H88ZM127 222H128V221H127ZM140 222H141V220H140ZM193 222H194V221H193ZM19 223H20V222H18V224H19ZM146 223H147V221H146ZM2 224H1L0 226H3V225H4V224H3V225H2ZM68 224H67V225H68ZM79 224H80V223H79ZM97 224H99V223H97ZM147 224H148V223H147ZM147 224H146V225H147ZM151 224H152V223H151ZM161 224H162V223H161ZM192 224H193V223H192ZM5 225L3 226L4 228H6ZM19 225H20V224H19ZM29 225H31V224L29 223ZM67 225L65 224L64 227L66 228ZM74 225H76V224H71L70 226L68 225L67 228H68V227H69V228L71 227L72 231L74 232V230H75L74 228L77 227V225H76L75 227H73ZM81 225H82V223H81ZM81 225H79L78 227H80ZM91 225H92V222H91ZM149 225H150V224H149ZM9 226H11L12 228L9 229V228H8ZM22 226H21V227H22ZM82 226H83V225H82ZM88 226H89V225H88ZM153 226H154V225H153ZM192 226H193V225H192ZM3 227H2V228H3ZM61 227H62V228H61L62 230L65 229V228H63V226H61ZM111 227H112V226H111ZM202 227H203V226H202ZM2 228H0V231H1ZM56 228H57V229H56ZM67 228H66V231L69 232V233H71L69 230H67ZM81 228H82V227H81ZM91 228H92V227H90V229H89V227H88L89 230H91ZM112 228H113V227H112ZM117 228H118V227H117ZM150 228H153V227H150ZM160 228H161V227H160ZM168 228H169V227H168ZM73 229H74V230H73ZM84 229H86V228H83V229H81V230H80V228H79V230L81 231V232H79V233H82V231H83ZM88 229H87V230H88ZM108 229H109V230H108ZM3 230H6V229H3ZM3 230H2V232H4ZM55 230H56V233H55V232L53 233V231H55ZM62 230H61V231H62ZM76 230H78V229H76ZM76 230H75V231H76ZM79 230H78V231H79ZM107 230H108V231H107ZM51 231H52L53 234H51ZM61 231H60V233H61ZM94 231H95V230H94ZM101 231H102V230H101ZM101 231H99V233H100ZM103 231L101 232V234L103 233ZM151 231H152V230H151ZM154 231H155V230H154ZM156 231H158V230H156ZM160 231H161V229H160ZM162 231H163V230H162ZM16 232H17V231H16ZM62 232H63V233H61V234H64V231H62ZM83 232H84L83 235H87V234H85V231H83ZM97 232H98V231H97ZM158 232H159V231H158ZM163 232H164V231H163ZM170 232H171V231H170ZM170 232H169V233H170ZM17 233H19V232H17ZM47 233H50V235L47 234ZM86 233H87V232H86ZM93 233H94V232H93ZM95 233H96V232H95ZM99 233H96V234H97L96 237H98V236L100 237ZM105 233H104V234H105ZM29 234L27 235V237L25 236L27 240H28V236H29ZM61 234H60V236H62ZM77 234H78V233H77ZM77 234L75 233V236L79 237ZM107 234H106V235H107ZM158 234H160V233H158ZM163 234H164V233H163ZM233 234H234V233H233ZM43 235H44V236H43ZM48 235H49V237H48ZM89 235H90V234H89ZM89 235H87V236H89ZM102 235H103V234H102ZM39 236H40V237H39ZM45 236H46V238H45ZM65 236H66V235H65ZM84 238H86V236H85ZM87 238H88V237H87ZM94 238H95V236H94ZM102 238H103V237H102ZM41 239H42V238H41ZM41 239H40V241H41ZM62 239H63V237H62ZM62 239H60V240H62ZM80 239H81V238H80ZM95 239H96V238H95ZM100 239H101V238H100ZM170 239H171V238H170ZM56 240H57V241H56ZM84 240H85V239H84ZM87 240H88V239H87ZM91 240H92V239H90V244H89V241H88V245H87V246H90V250H91V248H92V245L95 244V242H94L95 240H93L92 242H91ZM171 240H172V239H171ZM1 241H2V240H1ZM38 241H39V240H38ZM43 241H44V240H42V242H43ZM55 241H56V244H57V245L55 244ZM96 241H97V240H96ZM98 241H99V240H98ZM98 241H97V242H98ZM155 241L157 242L156 238H155ZM52 242L54 243V245H52ZM58 242H59V244H58ZM84 242H85V241H84ZM86 242H87V241H86ZM97 242H96V243H97ZM24 243H25V242H24ZM44 243H46V242H44ZM91 243H93V244L91 245ZM28 245H27V246H28ZM168 245H169V244H168ZM94 246H95V245H94ZM188 246H189V245H188ZM95 247H96V246H95ZM157 247H158V246H157ZM168 247H169V246H168ZM190 247H191V246H190ZM88 249H89V248H88ZM88 249L86 248V251H87ZM94 249H95V248L93 247V248H92V251L88 250V253L90 252V254L92 255L93 253H91V252H95V250H96L97 248H96L95 250H94ZM157 249H158V248H157ZM160 249H161V248H160ZM160 249H159V250H160ZM167 249L169 250V248H167ZM93 250H94V251H93ZM86 251L84 250L83 252L86 253ZM106 251H107V250H106ZM189 251H193V249H192V250L189 249ZM83 252L81 253V255L84 254ZM96 252H97V250H96ZM98 253H99V252H98ZM100 253H101V252H100ZM165 253H166V252H165ZM90 254H89V255H90ZM101 255H102V254H101ZM101 255L99 254V257H100V258L103 257V256H101ZM93 256H94V254H93ZM93 256H90V257L92 258ZM104 256H105V255H104ZM106 256H108V255H106ZM165 256H167V254H166ZM87 257H89V256H87ZM87 257H86V259H85L86 261L88 260ZM109 257H110V256H109ZM109 257H107V258H109ZM93 258H95V260H96V258H98V256L96 255V257L94 256ZM105 258H106V257H105ZM105 258H103L105 261H103V259L101 258L100 263H102V264H103V262H104V264H108V263H110L109 261H111V260H107V259H105ZM109 259H110V258H109ZM163 259H164V258H163ZM171 259H172V258H171ZM173 259H174V258H173ZM80 260L82 261V259L80 258L79 261H78L77 263H79ZM89 260H91V259H89ZM177 260H178V259H177ZM92 261H94V260H91V261H89V262L93 263ZM97 261H98V260H97ZM106 261H107V263H106ZM164 261H165V260H164ZM164 261H163V262H164ZM168 261H169V260H168ZM173 261H174V260H173ZM173 261H172V263H173ZM81 263H84V260H83V262H81ZM87 263H88V262H87ZM91 263H89V264H91ZM94 263H96V261H95ZM94 263H93V264H94ZM97 263H98V262H97ZM111 263H112V261H111ZM164 263H165V262H164ZM85 264H86V263H85Z\"/></svg>",
    "mask_w": 264,
    "mask_h": 264
},
{
    "label": "clouds",
    "instance_id": "3",
    "mask_svg": "<svg viewBox=\"0 0 264 264\" xmlns=\"http://www.w3.org/2000/svg\"><path fill=\"white\" fill-rule=\"evenodd\" d=\"M254 24L264 29V5L255 9L252 15ZM222 69L230 73L234 77H239L245 71L244 63L236 56L230 57L226 62H221ZM109 83L116 89H123L127 86V78L123 75H114L110 77ZM96 85H91L89 89L96 90ZM169 256H182L183 255V236L177 234L175 238L168 242ZM86 242L79 240L74 234L69 233L56 247L52 254L50 264H77L78 258L81 253L86 249Z\"/></svg>",
    "mask_w": 264,
    "mask_h": 264
}]
</instances>
